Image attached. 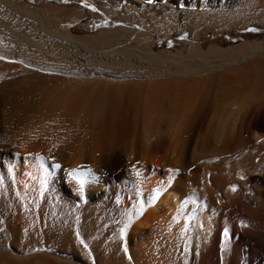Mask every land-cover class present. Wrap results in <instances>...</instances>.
I'll return each instance as SVG.
<instances>
[{
    "label": "rangeland",
    "instance_id": "374dc122",
    "mask_svg": "<svg viewBox=\"0 0 264 264\" xmlns=\"http://www.w3.org/2000/svg\"><path fill=\"white\" fill-rule=\"evenodd\" d=\"M85 1L86 3L81 5L84 16L82 15L71 25L73 34L90 35L99 29H113L120 26L137 29L127 23L124 16L118 14L105 12V16L100 18L94 3ZM257 1L259 2L256 0L255 5ZM25 2L38 8L50 4L72 5V0H25ZM254 3L248 7L236 5L231 8L230 16L202 21L200 25L197 21H191V17L188 20L185 18L186 21H191L188 22L190 25H187L185 20L177 22L185 25L184 30H171L167 33L162 29L152 30L150 48L155 53L163 52L158 57L160 61L155 63L156 70L163 72L161 74L158 71L160 74L158 77L114 80L102 76L49 77L47 75L50 84L54 85L55 80L57 81L55 84L61 83L65 88L66 85L69 86L67 91L65 88L64 92L63 89L61 90L63 95L61 102L71 105L72 115L83 111L90 97L97 98L101 94L109 97L120 96V93L125 96L124 93L128 95L130 91L139 92L140 87L141 91H143L142 88L145 90L154 81H161V83L165 81L161 86L165 88L164 94L166 97L169 96L171 101L175 102L178 98L187 96L193 99L191 111L200 108L198 116L191 122L193 129L191 128L188 132L186 143L180 145L176 140L179 137L174 139V134L168 130H163L161 138L166 143V147L167 144L168 147L170 145L168 158L176 157L178 164L181 162L174 168L178 179L183 182L185 188L195 191L192 192L196 196L195 204L193 203L194 207L192 205L191 207L203 211L206 210L204 209L206 202L205 205L214 210V230L208 240L204 241L201 238V232L196 228L193 237L191 236L183 247L180 246V252H176L168 264H253L252 245L264 247V243L262 244L256 237L253 241L248 235L238 239H234L233 234L229 232L227 236L224 235L228 225L251 221L252 218H255L256 220L253 221L257 222L262 220L264 227V217L258 207L261 201L264 202V0H260L261 5L255 6ZM191 23H197L196 25L199 26L196 31L197 36L193 34L194 29L188 27L192 26ZM196 25L193 27L195 28ZM143 30H149V28L143 26ZM191 34H193L192 38ZM211 48L227 50L228 53L226 57L225 54L222 55L225 58L215 53L211 55L212 57L207 56L209 59L203 55L200 60L199 51L209 52ZM232 56L234 60L231 59ZM205 59L207 62L210 60L208 63L213 65H207V69L205 65L202 66L203 71L199 74L184 76L179 73V68L187 64L201 66L206 62ZM244 76H248L246 77L248 79ZM235 80L237 81L234 82ZM119 83H121L120 86ZM243 84L250 86L247 88ZM232 85L235 87L234 90ZM241 85L245 89H242ZM121 87L125 88L121 89ZM129 96L127 100L125 99L127 103L122 101V106H127L123 108L119 106L127 113V109H130L129 112L131 111L132 115L134 107L128 106ZM130 118L132 120L129 119L127 123L133 129L137 125L133 117ZM55 121L54 132L45 135L48 137L53 135L52 137L56 138L57 136L58 138L67 137L74 127L72 119L58 116ZM133 122H135L134 125ZM92 124L93 121H90L84 125L79 135L81 139L70 144L65 154L47 156L52 160L51 171L48 173V182L52 184L43 192L45 196L41 197L39 202L34 206L28 204L27 207L25 206V213L24 210L18 209L15 197H9L8 194L0 192V264L149 263L142 258L136 261L137 257L127 254L125 247L127 224L115 205L111 203V199L107 197L108 194L112 195L115 192L113 187L120 183L125 184L126 190L135 188L131 167L123 169L121 165L115 166L116 163L125 164L126 161L132 164L125 154L126 140L125 142L123 139L105 142L100 146L97 145L99 146L97 149L94 144L91 145L88 142L90 133L94 129ZM18 133L20 136L24 134L21 131ZM20 142L16 140L0 145V165L1 162L4 164L5 161L19 154L18 150L23 145ZM177 146H182L181 154ZM56 150L57 148L54 151ZM177 153H179L178 157ZM1 171L2 168H0ZM80 172H84L82 179L76 177ZM9 173H7L8 176H10ZM73 176L76 179H73ZM79 179L84 180L83 191L77 183ZM249 189L250 192L247 191ZM119 202H121L120 199ZM204 242L206 244H203ZM243 242L247 244L248 250L239 256L235 253V247ZM259 264H264V251L261 253Z\"/></svg>",
    "mask_w": 264,
    "mask_h": 264
},
{
    "label": "bare ground",
    "instance_id": "6f19581e",
    "mask_svg": "<svg viewBox=\"0 0 264 264\" xmlns=\"http://www.w3.org/2000/svg\"><path fill=\"white\" fill-rule=\"evenodd\" d=\"M89 1L94 3L96 13L100 18L105 16V12L118 14L124 16L126 22L137 29L120 26L113 29H99L94 34L78 36L73 34L71 25L82 17L81 5L86 3L85 0H72L70 6L50 4L41 8L31 6L25 0H0V145L16 140L23 143L22 145L20 142L22 148L18 150L20 152L17 156L5 161L4 164L1 162L0 192L8 194L9 197H15L18 209L24 210L25 213L26 205L34 206L39 202L41 197L45 196L43 192L52 184L48 182L52 160L47 156L65 154L70 144L81 139L79 135L84 125L93 121L94 129L91 128L92 132L89 131L91 133L88 142L97 148L112 140L123 139L124 142L126 140V143L123 142L127 147L125 154L132 162V164L127 161L125 164L116 163L115 166L121 165L123 169L131 167L135 188L126 190L125 184L120 183L113 187L115 192L107 196L127 224L128 234L125 240L127 254L137 257L136 261L142 258L153 264H168L171 257L176 252H180V246L183 247V244L194 235L196 228L201 232V238L204 241L208 240L214 230V210L205 205V201L206 208L204 209L206 210L198 211L191 207L195 204L196 196L193 194L195 191L185 188L183 182L178 179L174 168L181 162L178 164L176 157V159L168 158L170 145L168 147L167 144L166 147V143L161 138L163 130H168L174 134L175 138L172 137V139L179 137L176 140L180 145L186 143L188 139L186 136L192 128L191 122L198 116L200 108L191 111L193 99L187 96L175 98L177 99L175 102L171 101L169 96H165V88L161 86L165 81L162 83L154 81L148 83L145 90L142 88L143 91L137 86L139 92H127L130 95L128 106L129 108L130 105L134 107L132 115L131 111L129 112L130 109H127L129 114L120 109L127 106H122L123 103H127L125 102L128 96L126 93H124L126 97L123 93H120V96L109 97L101 94L97 98L90 97L83 111L72 115L71 105L61 102L63 97L61 90L63 89L64 92L65 86L61 83L55 84L57 82L55 80L52 85L48 79L50 76L57 77L58 75V77H61L60 75L64 77L102 76L114 80L158 77L160 71L156 70L155 63L160 61L158 57L163 52L155 53L151 50L152 30L162 29L165 33L171 30H184L185 25L179 24V21L184 22L185 18L188 20L191 17V21H197L200 25L202 21L231 15V8L236 5L248 7L256 0H152L151 3L149 0ZM257 4L261 5L260 0ZM185 22L190 25L189 21L185 20ZM191 24L192 26L188 27L193 28V34L197 36L196 31L199 26L195 23ZM193 24L196 25L195 28ZM143 26H147L149 30H143ZM199 52L200 60L203 55L207 58L216 53L221 56L225 54L226 57L228 53L227 50L218 48H211L209 52ZM232 57L231 59L234 60ZM206 62L201 66L182 65L183 68H179L180 72H178L184 76L199 74L203 71L202 66L205 65L207 69L208 66L213 65ZM243 85L247 88L250 86ZM67 87L69 86L66 85V91ZM234 88L233 86L232 90ZM58 116L72 119L74 122L72 131L70 129L71 132L66 134L67 137L62 138H58L57 135V138L52 137L53 135L46 136V133L49 135L54 132L55 119ZM131 116L137 125L133 129L127 123L129 119L132 120ZM20 131L24 132L23 137L18 133ZM177 147L181 154L182 146ZM56 148L57 150L54 151ZM8 172L10 176L7 175ZM82 173H77L76 177L80 178ZM247 191L250 192V189ZM261 204L258 207L264 217V202L261 201ZM253 220L256 219L232 223L227 226V232L232 233L234 239L248 235L252 240L256 237L263 244V221L259 220V222L262 221L259 223ZM252 246V263L259 264L264 247L256 244ZM235 248V253L239 256L248 250L245 242Z\"/></svg>",
    "mask_w": 264,
    "mask_h": 264
},
{
    "label": "snow or ice",
    "instance_id": "6c2138e0",
    "mask_svg": "<svg viewBox=\"0 0 264 264\" xmlns=\"http://www.w3.org/2000/svg\"><path fill=\"white\" fill-rule=\"evenodd\" d=\"M151 2H152V0H149V3H151ZM73 179H76V177L73 176ZM77 183H79V185H80V190L83 191V184H84V181H83V180H77ZM224 235H225V236L228 235L227 230H225ZM81 243H83V241H81Z\"/></svg>",
    "mask_w": 264,
    "mask_h": 264
},
{
    "label": "water",
    "instance_id": "95a60500",
    "mask_svg": "<svg viewBox=\"0 0 264 264\" xmlns=\"http://www.w3.org/2000/svg\"><path fill=\"white\" fill-rule=\"evenodd\" d=\"M30 1H32V0H30Z\"/></svg>",
    "mask_w": 264,
    "mask_h": 264
}]
</instances>
